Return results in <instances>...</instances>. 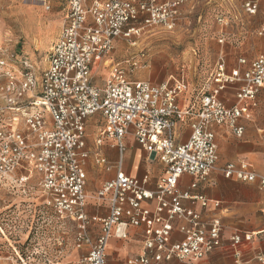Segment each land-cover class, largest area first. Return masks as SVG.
Listing matches in <instances>:
<instances>
[{
	"label": "built area",
	"instance_id": "obj_1",
	"mask_svg": "<svg viewBox=\"0 0 264 264\" xmlns=\"http://www.w3.org/2000/svg\"><path fill=\"white\" fill-rule=\"evenodd\" d=\"M184 1L67 0L60 32L48 52L46 68L38 76L26 61L22 72H16L0 59V189L23 186L36 174L42 203L59 219L75 224L77 248L88 246L78 264H106L111 239L127 240L129 230L140 227H144L142 251L125 264L173 260L196 264L223 245L220 218H207L184 203L203 210L221 209L219 201L191 190L206 180L217 163L212 127H223L241 137L239 122L250 119L246 103L264 90V0H243L242 5L247 15L262 16L256 31L263 40L261 53L248 64L239 60L247 65L243 74L237 70L226 74L220 61L210 74L211 88L197 93L186 108L178 103L190 91L184 73L153 85L131 80L121 63L106 65L118 38H130L149 28L171 29ZM137 23L141 26H134ZM126 63L136 66L130 60ZM102 65L107 73L101 85H96L94 75ZM235 84L239 85L236 103L226 106L219 94ZM93 117L99 123L97 145L108 142L118 153L115 177L103 182L95 193L96 206L107 208L100 219L87 213L85 165L90 153L86 126ZM185 120L190 134L177 144L178 124ZM128 136L162 165V176L154 188L147 175L136 179L121 171ZM94 164L109 170L99 153L94 155ZM221 173L226 179L256 183L264 192V172L256 173L246 162L227 164ZM183 176L194 179L189 190L180 189ZM92 222L99 225L95 239L89 235ZM175 233L181 235L180 240L174 239ZM259 235L231 233L228 240L234 264H264V251L241 259V251L254 245Z\"/></svg>",
	"mask_w": 264,
	"mask_h": 264
},
{
	"label": "rangeland",
	"instance_id": "obj_2",
	"mask_svg": "<svg viewBox=\"0 0 264 264\" xmlns=\"http://www.w3.org/2000/svg\"><path fill=\"white\" fill-rule=\"evenodd\" d=\"M66 1L0 0V59L16 72H22V62L26 61L38 76L46 68L48 52L60 32ZM242 2L185 0L171 29L155 27L144 29L139 37L122 36L108 60L123 64L131 80L159 84L184 73L194 87L208 89L210 74L220 57L231 69L238 66L239 58L251 60L262 51V41L256 35L261 15H247ZM131 58L137 61L134 68L126 63ZM105 70L102 67L97 78ZM95 131L88 127L87 142L92 148ZM223 167L216 164L212 173H221ZM90 173L88 199L94 201V192L100 186L96 180L103 174L97 172L96 165ZM36 177L32 173L25 185L0 189V264H78L87 255L88 246L77 248L75 224L59 219L42 203ZM243 184L248 188L242 192L238 212L223 213L225 233L260 232L255 245L264 251V192L256 183ZM252 248L248 244L244 250ZM222 252L198 263L212 264L217 259V264L231 263L232 259Z\"/></svg>",
	"mask_w": 264,
	"mask_h": 264
},
{
	"label": "crops",
	"instance_id": "obj_3",
	"mask_svg": "<svg viewBox=\"0 0 264 264\" xmlns=\"http://www.w3.org/2000/svg\"><path fill=\"white\" fill-rule=\"evenodd\" d=\"M166 1L167 0L164 1L157 0L158 3H164ZM61 16H62V11H61ZM261 22H262V16H261ZM134 26L139 27L141 25L140 23H137ZM143 32L144 30L141 31L138 35H134V36L139 37ZM259 39L263 42L261 38ZM115 43H117V41ZM140 54L141 57L144 56L142 52H140ZM239 60H245L246 63L248 64L253 59L247 60L246 58H239L238 66L228 69L224 59L220 57L215 67L213 68L212 72L216 69L218 63L222 61L224 64V69L226 74H230L231 71L234 70H237L239 71L240 74H243L247 69V65H241L239 63ZM107 62L106 65L110 64L111 62L113 63V61H109V63ZM130 62H133L137 66V61H135L133 58L130 59ZM106 65H102L99 71L95 73L94 75L95 77L93 80L94 84L96 85L101 84L102 79L107 73V69L105 70V73L103 75L99 76L98 78L97 76L100 75L101 68L104 67L105 69ZM149 83L153 85L162 84V83L156 84L152 82ZM188 83L190 86L189 93L186 94L185 97L179 99L178 101L179 105L182 108L188 107V105L192 103V100L196 99L197 93L202 91H208L211 88V85L208 87V89H205L206 87L204 86L194 87L189 81ZM238 86H239L238 84H235L233 86L227 87L224 91H222L219 94L218 97L219 100L226 106L234 105L236 103V94H237ZM246 105L249 107L250 119L241 120L239 122V124L243 127V134L241 137H236V136L234 137L230 135L229 131L223 127H218V126L212 127L211 130L214 134V140L217 147V156H218V160L216 164L218 166H223V165L225 166L227 164L233 163L238 166L239 162L243 161L250 166L251 170L264 172V111H262V109H264V90L259 91V93L256 95V99L253 102L246 103ZM89 126H92L96 129L93 148L87 142V139L89 137L88 134ZM98 128H99V123L95 117L90 118L87 121L86 149L90 153L89 159L87 160L85 165L87 197L88 194L90 193L88 190V176L89 174H91L90 172L95 167L94 155L96 153H99L102 156H104L107 160V165L109 166L108 171L96 166L97 172L99 171L101 174H103L102 178L96 180V184L101 185L103 182L113 179L115 177L117 170V161H118L117 150L111 148V144L108 142H103L102 145H97L96 141H97ZM189 134H190V128L188 121L185 120L183 122H180L178 124V137L176 143L181 144L185 142L189 137ZM124 144H125V151L123 154L121 171L127 176L136 179H142L144 176L147 175L150 179V185H149L150 188H154L156 181L162 176L163 173L162 165L158 162L156 158L148 155L144 151V149L135 142V140L132 137L130 136L126 137L124 140ZM191 182H194L193 178L189 176H183L180 180V185H179L180 189L189 190V185ZM247 188L248 187L246 184H243L235 179H226L223 177L222 173L214 171L206 178L205 181L199 182L197 184L196 189L191 190V193L203 194L209 199L219 201L221 203V209L219 211H215L214 209L209 207L208 209L203 210L198 205L191 206L187 202L184 203V205L188 208H193L196 211L203 212L207 218H211L213 216H217L220 218L224 226L223 245L220 249L214 251L210 255H214V253L216 254L217 252H221L222 250H224V252L222 253L232 259V262L229 264H234L235 256L233 255V252L230 250L229 247L228 238L231 235V233H229V235H226L225 233L226 229H225V219L223 213L226 212V213L234 214L238 212L237 206L238 203L239 204L241 203L242 192L246 191ZM96 191L94 192V196ZM87 202H88L87 213L90 217H96L97 219H100L107 214V208L104 205L97 207L95 202L89 201V199L87 200ZM145 206L152 207V205H146V204ZM143 230L144 227L130 229L127 240L111 239L106 251V264H125L127 259L140 254L143 248V244H142ZM98 231H99L98 223L92 222L89 227L90 237L92 239H95L98 234ZM174 239L180 240L181 235L175 233ZM253 246L254 248L249 249L248 251L245 250L241 251L242 260H248L258 252L262 251L260 249H256L255 244ZM218 261L219 260L217 259L215 262L213 261L212 264H217ZM179 263L183 264L184 262L173 260L170 262H162L160 264H179Z\"/></svg>",
	"mask_w": 264,
	"mask_h": 264
}]
</instances>
